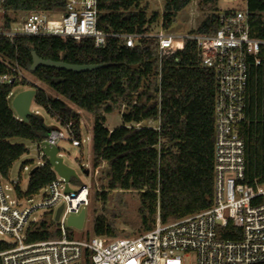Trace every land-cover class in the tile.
<instances>
[{"label":"trees","instance_id":"1","mask_svg":"<svg viewBox=\"0 0 264 264\" xmlns=\"http://www.w3.org/2000/svg\"><path fill=\"white\" fill-rule=\"evenodd\" d=\"M194 1L164 0L163 14L150 15L144 0H99L98 28L109 34L145 35L161 21L168 31L178 14ZM65 3L4 0L0 5V30H8L24 14L35 10L64 13ZM199 8L207 17L199 32L215 31L218 0H201ZM247 8L254 35L264 40V0H247ZM33 53L45 61L100 68L73 73L41 67L31 72ZM196 60L190 42L160 52L155 38L142 37L134 48L113 38L104 49H96L89 39L76 42L54 36H17L11 41L0 36V77L13 80L0 85V178L9 180L14 163L28 154L25 146L12 145L11 139L40 144L50 131L37 111L26 123L12 109L10 97L16 87L23 86L36 91V108L60 125L73 123L79 140L81 115L66 102L93 116V169L106 165L99 179L101 192H97L104 210L110 193L137 194L140 221L125 223L145 233L154 228L158 213L161 222L167 224L210 209L214 202L216 82L213 71L200 67ZM20 71L32 74L57 96L21 78ZM250 74L246 122L240 128V137L246 146V180L254 185L264 184V59L263 65L253 67ZM54 79L64 81L54 84ZM115 113L121 115L123 124L110 131L105 126L106 115ZM42 163L30 174L25 192L15 187L18 196H35L56 180L48 159L42 158ZM115 220L96 215L93 235L120 237ZM53 228L46 219L29 241L59 239ZM69 236L72 238L73 233ZM221 238L238 242L241 230L230 223ZM9 248L0 241V253Z\"/></svg>","mask_w":264,"mask_h":264},{"label":"built area","instance_id":"2","mask_svg":"<svg viewBox=\"0 0 264 264\" xmlns=\"http://www.w3.org/2000/svg\"><path fill=\"white\" fill-rule=\"evenodd\" d=\"M3 2L0 0V5ZM65 4L66 10L60 14L43 10L26 13L8 30L1 29L0 36L11 41L17 36H54L76 42L89 39L96 49H104L113 38L134 48L143 37L157 39L160 52L180 47L176 44L178 38L165 34L162 25L155 34L105 33L98 28L99 0H66ZM200 27L181 40L182 45L190 42L195 47L196 64L215 75L213 206L167 224L161 222L158 213L154 228L139 235H93L77 240L74 234L70 238L69 233L75 229L69 228L67 221L89 208L88 187L67 193L65 181L55 173L56 180L41 190L42 201L23 205V201H32L34 196H18L19 200L12 203L0 178V234L8 238L4 242L10 246L0 253L2 264H264V184L251 185L246 180V146L240 137V128L246 122L250 72L263 65L264 40L254 35L247 6L244 12L220 11L215 31L200 33ZM12 81L10 76L0 77V85ZM61 126L64 131L50 129L43 142L57 147L58 141H69L74 147H81L82 138H77L74 124ZM42 166L41 161L39 167ZM99 170L100 167L95 173ZM60 207L63 210L56 222ZM38 211L46 212L59 239L29 241L46 220L34 216ZM230 223L241 230L238 242L221 238Z\"/></svg>","mask_w":264,"mask_h":264},{"label":"rangeland","instance_id":"3","mask_svg":"<svg viewBox=\"0 0 264 264\" xmlns=\"http://www.w3.org/2000/svg\"><path fill=\"white\" fill-rule=\"evenodd\" d=\"M148 6V14L158 13L163 14L164 11V0H144ZM201 0H196L190 4L186 9L180 12L177 16L176 23L165 34H169L177 37V46H181L183 41L182 37H185L192 30L197 29L201 26L204 21L205 13L199 8ZM247 0H218L219 11H241L246 10ZM162 22H158L151 27L150 33H159ZM21 77L26 79L29 83H32L52 96H57L46 85L41 84L32 74L21 71ZM33 90L28 87L19 86L13 91L10 97V105L12 107L13 100L15 97L26 91ZM68 106L74 109L81 115L80 130L82 138V146L74 147L69 141H58L57 147L61 150L60 157L63 159L64 164L73 170L76 174V179H72L70 188L72 191H79L82 187L86 186L89 188V208L86 209V219L82 230H71L77 240H86L93 237V219L96 215H104L108 218L113 217L116 219V227L120 232V237L124 236H135L141 234L143 231L135 230L131 225L125 222L135 223L140 221L139 208L141 203L137 194L122 193L117 195L116 193H110L109 201L106 204L104 210L103 202L98 200L97 192H101L100 178L106 165L103 164L100 167L99 173L96 174L92 165V134L94 126V118L89 113L79 110L77 107L69 102H66ZM13 109V108H12ZM32 111H37L39 115L44 119L45 125L50 129H59L64 131V127L59 125L56 119L48 116L43 110L32 105ZM55 120V121H54ZM105 126L109 130H114L122 126L123 122L119 113L106 115ZM150 127H154L153 123L148 124ZM12 145H22L28 150V154L24 155L21 159L14 163L10 172V179L3 180L2 186L4 192L12 203H16L18 199L17 192L13 185L17 184L22 192H25L28 186L31 172L40 166L42 158H39L37 151V144L31 141H27L21 138H14L9 141ZM26 165V170H22L23 166ZM86 172H89L88 174ZM44 191L35 195L32 201H23V205L38 204L42 201ZM38 219H47L45 211H38L34 215ZM0 240L6 241L8 238L0 234ZM191 263L193 257L190 258Z\"/></svg>","mask_w":264,"mask_h":264},{"label":"water","instance_id":"4","mask_svg":"<svg viewBox=\"0 0 264 264\" xmlns=\"http://www.w3.org/2000/svg\"><path fill=\"white\" fill-rule=\"evenodd\" d=\"M264 24V22H263ZM33 65L31 67V72H35L41 67L54 68L58 70L73 72V73H84L95 71L100 68V66H78V65H69L62 62L54 61H45L41 59L36 53L32 54ZM63 79H54L52 82L54 84L62 83ZM36 96L35 90H26L18 94L12 103V108L16 113L17 117L23 121L28 122L29 118L33 115L32 105L34 103V98ZM37 151L39 158H47L50 166L53 168L54 172L62 178L66 183V192H73L70 188V183L72 179H76V174L73 170L67 167L63 159L60 157V149L56 146H49L46 142L37 145ZM37 170L34 169L31 174ZM87 174L89 172H86ZM63 207H60L56 213L55 221L57 222L62 213ZM86 218V211L83 210L79 216H72L67 221V226L73 228L77 231H80L84 227Z\"/></svg>","mask_w":264,"mask_h":264},{"label":"crops","instance_id":"5","mask_svg":"<svg viewBox=\"0 0 264 264\" xmlns=\"http://www.w3.org/2000/svg\"><path fill=\"white\" fill-rule=\"evenodd\" d=\"M55 121V120H54ZM110 131H112V130H110Z\"/></svg>","mask_w":264,"mask_h":264}]
</instances>
